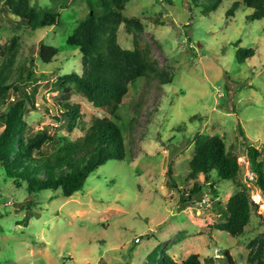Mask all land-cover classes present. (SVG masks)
Wrapping results in <instances>:
<instances>
[{"label":"rangeland","instance_id":"obj_1","mask_svg":"<svg viewBox=\"0 0 264 264\" xmlns=\"http://www.w3.org/2000/svg\"><path fill=\"white\" fill-rule=\"evenodd\" d=\"M32 2L57 10L58 25L33 31L13 21L0 4V64L5 47L18 37L17 67L34 57L37 75L49 79L39 87L37 109L29 107L24 116L30 132L48 129L76 139L84 129L72 133L57 121L52 74L82 71L81 54L67 41L89 14L88 2ZM234 2L224 0L211 10L210 0H130L124 15L144 24L138 34L150 46L160 76L136 81L115 120L126 158L107 162L71 197L54 198L51 191L26 196L4 181L0 169V264H147L164 253L179 264L192 254L203 264H230L225 252L233 264H260L253 257L260 249L264 264V196L250 178L248 155L255 148L260 160L264 156V17L250 20L254 10L243 4L230 14ZM134 37L119 28L122 48L133 49ZM41 42L60 50L53 63H39ZM73 100L90 116H106L78 95ZM200 135L221 137L238 155L239 184L212 176V194L201 176L203 199L183 204L181 191L188 194L194 184L186 178ZM241 190L257 208L244 234L233 237L217 230L225 221L218 210Z\"/></svg>","mask_w":264,"mask_h":264},{"label":"trees","instance_id":"obj_2","mask_svg":"<svg viewBox=\"0 0 264 264\" xmlns=\"http://www.w3.org/2000/svg\"><path fill=\"white\" fill-rule=\"evenodd\" d=\"M210 1V9L216 10L224 0ZM87 2L89 14L79 22L67 41L80 52L82 71L62 76L52 74L55 79L54 90L58 92L52 100L58 111L57 121L72 133L80 126L84 129L81 137L55 136L48 129L30 132L24 116L29 107L37 109L39 87L49 79H46V74L37 75L34 57L17 67L21 48L18 37H14L5 47L4 59L0 64V123L3 126L0 133V169L4 181H10L17 189L24 190L26 196L33 197L43 191H51L55 194L54 198L71 197L82 191L88 178L107 162L123 161L127 146L122 128L115 120H119L124 100L136 81L160 76L150 46L138 34L144 32V24L124 15L130 0ZM0 4L13 21L33 31L54 27L60 21L57 10L39 7L32 0H0ZM242 4L254 10L250 20L264 17V0H235L229 13H234ZM121 26L125 27L128 34L135 35L134 48L131 50L122 48L118 42ZM37 54L39 63L51 64L60 55V50L41 42ZM12 94L17 99L10 101ZM74 95L85 99L106 116H90L84 112L81 102L73 100ZM50 145L54 146L53 150L44 151ZM248 155L255 184L264 196V156L260 160L262 154L255 148H250ZM241 171L238 155L228 150L221 137L198 136L186 178V181H193L194 184L188 194L181 191V202L187 204L203 199L204 183L210 186L212 194L216 193L215 184L211 182L212 176L219 181L239 184ZM168 174L171 186L178 190L173 171L169 170ZM201 176L204 177L203 185L199 182ZM26 206L31 208L30 203ZM254 208H257V204L248 191L236 192L219 208L225 221L217 226V230L233 237L242 236ZM261 252V249L256 251L253 257L263 264ZM225 254L230 264H233L229 253ZM147 264L179 263L173 256L164 253L161 260H150ZM181 264L203 262L198 254H192Z\"/></svg>","mask_w":264,"mask_h":264},{"label":"built area","instance_id":"obj_3","mask_svg":"<svg viewBox=\"0 0 264 264\" xmlns=\"http://www.w3.org/2000/svg\"><path fill=\"white\" fill-rule=\"evenodd\" d=\"M250 178H253L254 179V173L253 172L250 173ZM135 242L136 243H139L140 240L139 239H136Z\"/></svg>","mask_w":264,"mask_h":264},{"label":"crops","instance_id":"obj_4","mask_svg":"<svg viewBox=\"0 0 264 264\" xmlns=\"http://www.w3.org/2000/svg\"><path fill=\"white\" fill-rule=\"evenodd\" d=\"M172 256V255H171Z\"/></svg>","mask_w":264,"mask_h":264}]
</instances>
